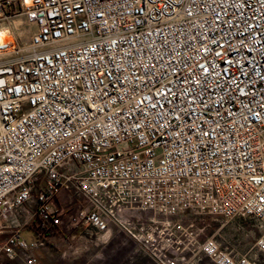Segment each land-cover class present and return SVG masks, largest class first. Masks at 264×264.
Masks as SVG:
<instances>
[{
  "label": "built area",
  "instance_id": "obj_1",
  "mask_svg": "<svg viewBox=\"0 0 264 264\" xmlns=\"http://www.w3.org/2000/svg\"><path fill=\"white\" fill-rule=\"evenodd\" d=\"M21 8L30 38L0 49V257L38 264L67 218L155 264H261L175 218L254 217L264 256V0ZM61 191L85 205L65 217Z\"/></svg>",
  "mask_w": 264,
  "mask_h": 264
},
{
  "label": "rangeland",
  "instance_id": "obj_2",
  "mask_svg": "<svg viewBox=\"0 0 264 264\" xmlns=\"http://www.w3.org/2000/svg\"><path fill=\"white\" fill-rule=\"evenodd\" d=\"M17 1V10L18 14L10 20L9 25H12L14 21H22V25L19 29H14L17 32L16 40L18 42H26L30 38L33 30L29 24H25L26 17L21 8V0ZM24 24V25H23ZM22 33V34H20ZM58 203L61 205L65 212V217L69 216L72 213H75L77 209L83 207L85 203L78 199L71 198L66 191H61ZM175 220L182 222V224L188 229L196 232L197 240L200 244L204 243L208 238H214L218 240L224 247L235 248L240 255H251L256 256L261 264H264V256L257 253L254 249V245L258 238L263 233V229L261 228L260 221L254 217L248 218H234L230 221L224 220L220 216H203V217H195L191 215H183L175 218ZM66 222L67 218L64 219V224L62 228L58 230L61 237L60 240H53L52 244L58 248V251L62 252L67 250L69 247H72L73 250L79 249V253H77L76 264H87V256L90 255L92 251H90L91 247L97 248L95 245L87 243L85 240L77 242V239L74 241H67L65 238H62V232H68L66 230ZM64 235V234H63ZM121 251L118 252L117 259L120 264L129 263L130 259L134 258L135 255L131 254L130 246L125 243L122 239ZM125 244V245H123ZM108 250L111 252L113 249V245L109 244ZM47 246L52 247L50 244V239L48 241ZM90 251V252H89ZM107 252V251H106ZM95 254V253H94ZM93 254V255H94ZM131 256V258H130ZM2 264L11 263L5 257V255H1L0 257ZM143 264H146L145 261L141 260ZM117 263V262H116ZM93 264H114L113 259H108L106 261H102L101 259H95ZM202 264H212L208 259H204Z\"/></svg>",
  "mask_w": 264,
  "mask_h": 264
},
{
  "label": "crops",
  "instance_id": "obj_3",
  "mask_svg": "<svg viewBox=\"0 0 264 264\" xmlns=\"http://www.w3.org/2000/svg\"><path fill=\"white\" fill-rule=\"evenodd\" d=\"M62 226L60 227V229L62 228ZM58 230L54 232L49 238L52 247L46 245L45 247H42L36 252V255L38 257V264H76V257L78 256L75 255L79 253L78 252L79 249L73 250L72 247H69L67 250L59 252L58 248L54 246V244H52L53 240L56 241L61 239ZM66 230L68 232L66 233L62 232V236H63L62 238H65L67 241H74L75 239H77V242H80L82 240H85L87 243L93 244L97 247V248L95 247L90 248V251L92 252L90 253L89 256L86 257L88 261L87 264H93L95 259H99V260L101 259L102 261H106L111 258L113 259L114 264H120L116 256L118 255V252L121 251L122 248L121 246L122 242L120 241V239H122L125 243H127L130 246L129 255L130 254L131 256L135 255V257L130 259L129 263L127 264H143L141 260L145 261L146 264H155L143 254L137 253L135 251L132 242L128 241L125 236L118 235L115 230H112L111 232L106 234V239H102V238L96 239V237L84 236V232H85L84 228L72 229L68 223V220L66 222ZM23 236L25 238H31L33 234L28 230L23 233ZM109 244L113 245V249L111 252L108 250V246H110ZM7 264H19V263L11 262Z\"/></svg>",
  "mask_w": 264,
  "mask_h": 264
},
{
  "label": "clouds",
  "instance_id": "obj_4",
  "mask_svg": "<svg viewBox=\"0 0 264 264\" xmlns=\"http://www.w3.org/2000/svg\"><path fill=\"white\" fill-rule=\"evenodd\" d=\"M24 3L26 6H31L32 0H24ZM22 23V21H14L12 25L0 26V49L7 48L8 43L16 38L17 32L14 29H19Z\"/></svg>",
  "mask_w": 264,
  "mask_h": 264
},
{
  "label": "trees",
  "instance_id": "obj_5",
  "mask_svg": "<svg viewBox=\"0 0 264 264\" xmlns=\"http://www.w3.org/2000/svg\"><path fill=\"white\" fill-rule=\"evenodd\" d=\"M29 231L33 234V236L39 235V228L36 222L29 228Z\"/></svg>",
  "mask_w": 264,
  "mask_h": 264
},
{
  "label": "snow or ice",
  "instance_id": "obj_6",
  "mask_svg": "<svg viewBox=\"0 0 264 264\" xmlns=\"http://www.w3.org/2000/svg\"><path fill=\"white\" fill-rule=\"evenodd\" d=\"M200 67H201L202 70L207 71V69H205L203 65H201ZM164 94L166 95L167 93H164ZM256 115L259 116L260 114L256 113Z\"/></svg>",
  "mask_w": 264,
  "mask_h": 264
}]
</instances>
